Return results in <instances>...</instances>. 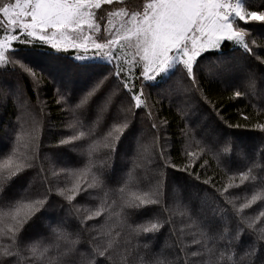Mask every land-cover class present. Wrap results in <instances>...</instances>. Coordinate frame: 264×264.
<instances>
[{
  "label": "trees",
  "instance_id": "16d2710c",
  "mask_svg": "<svg viewBox=\"0 0 264 264\" xmlns=\"http://www.w3.org/2000/svg\"><path fill=\"white\" fill-rule=\"evenodd\" d=\"M144 2L145 0H125L121 4L114 0L111 5H102L101 9L97 10L96 20L100 31L94 33V39L105 43L109 36V33L104 31L105 26H108L109 11L121 7L129 11H139L142 10ZM249 2L253 6L250 10L264 4V0ZM250 27H253L254 31L247 39L250 44L252 40L256 41L251 46L264 58V27L259 24ZM2 36L4 33L0 30V37ZM23 39L21 36L12 42L11 48L16 51L11 54L9 49L6 53L9 55V62L0 66V157L11 153L18 134L31 133L35 136V141L29 151L31 153L34 147L35 159L32 161L34 167L19 174L12 181L10 188L6 187L5 199H34L38 195H46L47 203L24 226L21 233L22 244L40 239L47 242L52 238V229L63 222L69 230L81 232L85 242L82 247H86L89 232H85L83 228L92 230L95 226L97 231H102L108 213L88 220L82 228L74 217L73 206L80 207V217L83 218L100 206L105 199V192L108 193V204L113 200L118 204L122 203L118 189L124 187L126 174L134 169L136 164L144 166L135 167L136 182L131 184L132 190L139 187L142 191H149L158 187L161 204L144 209L126 208L124 211L127 213V224L132 228L154 217L167 220L170 213L164 212L163 207L174 210L177 205H188L193 217H199L201 220L211 219L212 212L205 203V196L211 202L213 195L218 196L215 190L230 183L229 175L237 172L238 168L242 169L241 152L252 156L264 149V133L254 128L257 122L264 123V112H258L257 108L253 107H264V95L234 99L232 87L234 82L238 83L239 79H243L246 72L250 71L256 74L258 92L264 94V80L260 79L264 77V65L234 47L231 42L224 43L220 51H209L198 58L197 79L202 91L184 93L178 90L179 82L184 78V73L179 68L173 70L174 74H160L154 81H147L142 75V62L139 65L135 63L139 59L130 61L122 54L118 55L119 59L109 63L108 60L101 59L96 50L85 52L82 49L61 48L57 51L50 44H44L35 38H28L32 43H22ZM77 55L91 59L77 60ZM21 62L29 67L35 76L24 70ZM116 65L122 66L121 76L129 80L133 92H139L143 88V98L146 99L148 107L134 110V115L130 114L133 126L115 143L114 151L103 147V137L112 123L111 113L105 118L97 129L96 135L100 138V144L92 156L95 164L92 171L102 175L104 186L81 192L72 201V205H69L63 196L57 194V189L71 188L75 177L69 176L68 172L84 169L89 163V158L81 154L80 144L84 141L63 145L60 141L73 134L69 124L74 120V106L102 76L113 74ZM183 83L185 87L188 86L186 79H183ZM117 84L118 78L110 75L101 91L90 102L87 111L77 112L80 119L90 124L95 119L97 104L105 93ZM117 103H122L127 108L135 102L126 90H122L117 97ZM149 110L151 117L147 115ZM245 116L248 119H244ZM154 122L157 124L156 129L152 128ZM190 129L194 136L191 133L185 135ZM221 138L233 141L236 145V164L231 169H227L211 152H207L200 155L188 171L182 170L189 164L185 151H200L196 140L212 144ZM145 148L148 149L147 153ZM20 150H24L23 146ZM161 151L164 158L175 167L165 166V159L160 156ZM145 156L150 163H144ZM62 169L65 171L62 172ZM53 171L59 175L54 177ZM196 176H199V179H196ZM44 177L48 178L47 183H42ZM206 180L210 183L205 184ZM81 181L82 186L86 187L87 183L92 182V174H81ZM235 183L238 184L239 180ZM49 188L51 191H47ZM127 191L126 188L125 194ZM71 194L66 192V195ZM251 194L247 184L231 188L226 193L240 197L237 200L238 205L244 202L245 195L250 198ZM262 204L264 202H257L246 209L245 214L255 216L261 210ZM221 206L227 207L231 213L230 205L221 202ZM114 210L119 209L114 206ZM187 222V217H173L177 229ZM229 223L231 232L235 235L238 221L230 220ZM218 228L219 225H213L210 231L215 232ZM123 235L130 237L132 245H139V248L133 251V257L137 254L145 255L148 259L159 256L176 264L177 256L180 255L177 246L179 233L173 234L171 225L165 223L155 234L139 235L125 227ZM192 239L191 235L184 236L185 242L190 243ZM254 240L255 234L245 229L239 242L233 241L232 248L237 254L243 255ZM225 243L227 241H220L217 248ZM145 244H148L149 248L145 249ZM198 247L199 245H193L189 251ZM133 257H129V264H134ZM262 262L264 242H260L259 254L255 257V264Z\"/></svg>",
  "mask_w": 264,
  "mask_h": 264
},
{
  "label": "snow or ice",
  "instance_id": "6c2138e0",
  "mask_svg": "<svg viewBox=\"0 0 264 264\" xmlns=\"http://www.w3.org/2000/svg\"><path fill=\"white\" fill-rule=\"evenodd\" d=\"M116 2L123 4L125 0ZM113 3L114 0H0V30L4 33V38L0 39V66L9 62V55L6 53L9 49L11 54L15 53L16 50L11 48L12 42L21 36L24 37L22 43H32L28 38H35L44 44H50L57 51H60L63 45V50L83 48L87 52L91 44L97 55L109 63L119 59L112 51L113 48L135 49V55L139 56L135 63L139 65L143 62L142 75L145 80L154 81L160 74H174L173 70L179 68L184 73L183 79L188 81L187 87L184 86L183 79L179 82L178 90L184 93L202 91L197 79L198 58L209 51H220L226 42H231L234 47L264 65V58L251 46L256 41L252 40L250 44L247 39L254 31L250 25L259 24L264 27V4L250 10L253 6L249 0H145L142 10L139 11H129L124 7L109 11L108 26L104 29L109 36L105 43H98L91 35L85 33V27L88 32H99L100 26L96 23L97 10H100L102 5ZM114 17L120 18L119 27H115ZM113 27L115 31L112 30ZM75 58L91 59L84 55H77ZM21 67L35 76L22 62ZM122 71V66L116 65L114 73L110 74L118 78L119 84L107 91L97 104L95 119L90 124L81 120L77 112L87 111L90 102L101 91L110 75L102 76L73 108L74 120L69 124L73 134L60 143L63 145L84 141L80 144L81 154L87 155L89 163L84 169L68 172L69 176L75 177L71 188L57 189V194L63 196L69 205H72V201L81 192L104 186L102 175L92 171L95 167L92 156L100 144V138L96 135L97 129L105 118L111 113L112 123L103 137V147L114 151L115 143L133 126L130 114L134 115V110L148 107L146 99L143 98V88L139 92H133L129 80L121 76ZM260 79L264 80V77ZM232 87L234 99L264 95L258 92L256 74L250 71L246 72L245 77L239 79L238 83L234 82ZM122 90L131 95L134 105L125 108L122 103H117V97ZM253 107H256L258 112H264V107ZM147 115L152 116L150 110ZM244 119L248 117L245 116ZM152 128H157L155 122ZM254 128L264 133V123L257 122ZM190 133L194 136L191 129L185 135ZM16 141L11 153L0 157V264H129V257H133V251L137 250L139 245H132L130 237L123 235L125 227L137 235L155 234L165 223L172 226L173 234L179 233L177 246L180 255L177 256L176 264H255L260 242H264V204L255 216L246 215L245 210L257 202H264V149L252 156L241 152L242 169L238 168L237 172L229 175L230 183L216 189L218 196L213 195L211 202L205 196V203L212 212L211 219L201 220L199 217H193L188 205H177L174 210L163 207L164 212L170 213L167 220L154 217L132 228L127 224V213L124 211L126 208L144 209L161 204L158 187L149 191H142L139 187L132 190L131 184L136 182L135 167L144 166L136 164L134 169L126 174L124 187L118 189L122 203L118 204L113 200L108 204V193L105 192V199L100 206L83 218L80 217V207L73 206L74 217L82 228L88 220L108 213L102 231H97L95 226L92 230L83 228L89 235L86 247H82L85 242L81 232L69 230L63 222L52 229V238L47 242L40 239L27 244L21 243L24 226L47 203V196L38 195L34 199H5L6 187L10 188L12 181L19 174L34 167V147L31 153L29 149L34 145L35 136L31 133L18 134ZM195 142L200 151H185L189 164L182 170L188 171L192 163L207 152H211L227 169L236 164L234 156L237 149L233 141L221 138L212 144L199 140ZM21 146L23 151L20 150ZM145 152H148L147 148ZM160 156L165 159L163 151ZM144 163H150L147 156ZM165 166L175 167L167 159ZM89 173L92 174V182L83 187L81 174L86 176ZM52 175L55 177L59 173L53 171ZM196 179H199V176H196ZM237 179L238 184L235 183ZM47 180L48 178L44 177L42 183H47ZM204 183L208 184L210 181L206 180ZM245 184L250 186L252 194L250 198L245 195L244 202L238 205L237 200L240 197L226 193L231 188H239ZM126 188L128 191L125 194ZM66 192L72 194L66 195ZM221 202L231 206V213L227 207L221 206ZM114 206L119 210H114ZM177 215L187 217L188 220L186 224H181L179 229L173 223V217ZM230 220L238 221L235 235L231 232ZM213 225H219L215 232L210 231ZM245 229L255 234V240L243 255H239L232 248V243L234 240L239 242ZM185 235L193 237L190 243L184 241ZM197 236L199 238H196ZM220 241L227 243L218 249ZM193 245L199 247L189 251ZM143 247L147 249L149 245L145 244ZM133 260L134 264H173L172 261H166L159 256L148 259L145 255L137 254Z\"/></svg>",
  "mask_w": 264,
  "mask_h": 264
},
{
  "label": "rangeland",
  "instance_id": "374dc122",
  "mask_svg": "<svg viewBox=\"0 0 264 264\" xmlns=\"http://www.w3.org/2000/svg\"><path fill=\"white\" fill-rule=\"evenodd\" d=\"M124 19H127V17H124ZM113 23H114L115 27H119L120 18H118V17H114V18H113ZM115 27H113V29H112L113 31H115ZM85 33H86V34H89V35H91V36L93 37L95 31H93V32H88L87 28L85 27ZM3 38H4V36L0 37V39H3ZM93 39H94V37H93ZM98 43H99V42H98ZM61 48H64V46L62 45ZM81 49L84 50L83 48H81ZM89 50H95V49L91 46V44H89V47H88V50H87V51H89ZM112 51H113L115 54L117 53V55H119V56H122V54L126 55L127 58L130 59V61H134V60H132V59H139V56H136V55H135V49H131V48L119 49L118 47H116V48H113ZM142 64H143V62H142Z\"/></svg>",
  "mask_w": 264,
  "mask_h": 264
}]
</instances>
